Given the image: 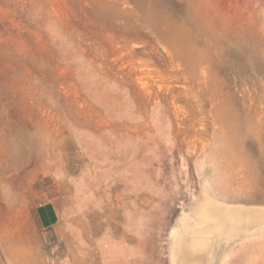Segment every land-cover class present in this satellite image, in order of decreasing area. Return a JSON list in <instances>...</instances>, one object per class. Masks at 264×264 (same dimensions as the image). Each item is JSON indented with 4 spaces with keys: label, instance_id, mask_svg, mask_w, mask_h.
I'll return each mask as SVG.
<instances>
[{
    "label": "rangeland",
    "instance_id": "rangeland-1",
    "mask_svg": "<svg viewBox=\"0 0 264 264\" xmlns=\"http://www.w3.org/2000/svg\"><path fill=\"white\" fill-rule=\"evenodd\" d=\"M262 39L264 0H0V264H172L182 219L264 264Z\"/></svg>",
    "mask_w": 264,
    "mask_h": 264
},
{
    "label": "bare ground",
    "instance_id": "bare-ground-1",
    "mask_svg": "<svg viewBox=\"0 0 264 264\" xmlns=\"http://www.w3.org/2000/svg\"><path fill=\"white\" fill-rule=\"evenodd\" d=\"M142 3H144V2H142ZM155 3L153 2V7H155V5H156ZM151 13H153V11ZM154 17H155V19L157 21H165L167 23L172 21V15L170 13H167V14L165 13L164 14V13H161V12L160 13L156 12ZM191 23H193V22H191ZM163 25H165V24H163ZM262 42L264 43V39H262ZM241 43H239V44H241V46L243 47V50L244 51H245V49L247 51L251 50L252 44H250L249 41L246 42V38H245V41L244 42H241ZM260 56L261 55L258 54V53H256V54H255V52L252 53V57H254L256 59H259ZM21 155H22V153H21ZM16 162H17V160H16ZM183 221H184V219H182L180 221V226H182V229H180V231L178 230L179 233H177V231H176L177 229L174 230V232H175V236H174V249H173L174 250V255H173L172 264H200V261L202 259V255H203V252L202 251L207 246L204 243V241L201 242V239L198 237V235H196L195 232L192 231L193 229H190L191 230L190 231V230L185 229L183 227L184 226V222ZM205 251L206 250H204V252Z\"/></svg>",
    "mask_w": 264,
    "mask_h": 264
},
{
    "label": "crops",
    "instance_id": "crops-1",
    "mask_svg": "<svg viewBox=\"0 0 264 264\" xmlns=\"http://www.w3.org/2000/svg\"><path fill=\"white\" fill-rule=\"evenodd\" d=\"M37 216L43 229H52L59 220L58 204L55 200H46L37 206Z\"/></svg>",
    "mask_w": 264,
    "mask_h": 264
}]
</instances>
